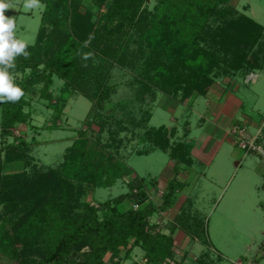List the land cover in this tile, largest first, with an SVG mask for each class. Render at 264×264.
<instances>
[{"label": "rangeland", "instance_id": "1", "mask_svg": "<svg viewBox=\"0 0 264 264\" xmlns=\"http://www.w3.org/2000/svg\"><path fill=\"white\" fill-rule=\"evenodd\" d=\"M160 1L41 0L43 10L25 12L18 6L17 10L5 12L6 16L16 17V34L28 43L35 41L42 27L40 39L44 46L52 45L50 51L57 50V43L65 42L67 34L84 39L92 25L94 39L83 52L92 56L87 61L82 57L77 69L90 67V59L95 65L101 64L100 72L109 89L99 88L93 76L72 79L74 86L65 87L67 92L61 96L64 106L59 110L56 104L60 106L62 99L57 97L62 93L64 79L55 77L47 89L52 99L43 97V82L33 85L25 94L23 108L30 115L27 122L11 128L14 134L32 141V163L26 167L23 163H8L4 172H26L33 176L36 169L58 167L65 148L81 139L87 147L110 151L135 172L119 178L110 187L82 182V188L78 189L79 184L73 180L78 204L88 201L98 206L99 201L127 191V181L138 173L148 181L158 179L156 185L148 183L150 197L158 205L163 201L167 178L174 175L171 150H161L159 146L166 142L170 146L179 141L190 143L204 158L194 153L191 165H180L179 173L183 176H177L180 182L177 204L151 217L162 233L169 234L171 228L175 229L172 254L166 259L159 256L157 263H151L197 264L202 259L205 264H264L263 158L254 152H244L214 123L219 110L224 112L228 93L243 101V112L252 114L259 122L264 118V0H192L201 20L191 27L190 33L193 30L196 42L207 53L201 56L203 67L196 75L201 83L208 81L201 95L196 91L185 94V83L180 80L165 83L161 76V82L156 80L153 71L147 74L150 57L157 55L148 48L144 36L158 37L166 27L157 22L150 24L157 16ZM200 1L204 4H199ZM128 14L131 23L129 19L122 20ZM244 16H253L262 29L248 24ZM177 24L181 25L180 19ZM149 28L151 32L147 34ZM173 45L176 47L177 43ZM170 57L177 62L178 77L192 76L201 67L196 65L195 69L196 56L190 54ZM41 58L38 71L48 59ZM36 72L28 68L25 73L13 71V74L20 86ZM254 73H258V78L248 80L247 76ZM220 97L218 111L213 113L214 100ZM16 103L20 105L21 101ZM245 126L251 134L256 133L253 126ZM4 182L18 184L14 179ZM130 204L126 200L125 206ZM78 207L73 211L79 213ZM0 209L5 212L3 204ZM178 209L181 215L176 218ZM125 249L121 252L122 264L149 262L141 247H135L129 257L125 256ZM81 252H89V247H83ZM1 255L0 264H7L1 261ZM109 255L105 264H111Z\"/></svg>", "mask_w": 264, "mask_h": 264}, {"label": "trees", "instance_id": "2", "mask_svg": "<svg viewBox=\"0 0 264 264\" xmlns=\"http://www.w3.org/2000/svg\"><path fill=\"white\" fill-rule=\"evenodd\" d=\"M192 3V0L160 1L157 16L153 17L154 20L150 24L157 22L166 27L163 34L158 37L154 35L155 37L149 38L150 35L147 34L151 32L150 28L147 29V36H144L148 48L157 55L150 57L151 64L147 74L153 71L157 74L156 80L161 82V76L165 83L180 80V83H185V94L196 91L201 95L208 81L201 83L196 75L200 74L203 67L204 61L201 56L207 53L203 52L196 42L193 30L190 33L191 27L201 20L196 12L197 4ZM199 4L204 3L200 1ZM125 15L124 19L122 18L123 22L130 18V14L127 17ZM243 18L251 26L262 29L254 19L248 16ZM84 19L87 20L86 17ZM179 19L180 26L177 24ZM129 22L131 23V20ZM91 26L88 27L84 39L67 34L66 41L60 40L57 43L58 49L53 51L48 49L52 47L51 44L49 47L41 42L43 32L40 27L35 41L28 43L27 51L30 56L28 58L18 56L13 71L25 73L30 68L36 72L43 62L41 57H48L44 67L33 73L32 79L26 77L27 82L24 80L20 83V86L24 87L20 105L16 102L0 103V204H3L5 209V212L0 209V253L3 257L1 261H7V264L14 261L16 264H105L107 254H110L111 264H122L120 260L122 248H126L125 256L129 257L138 246L144 249L145 255L148 256L147 264H152L151 261L157 263L159 256L162 259L168 258L174 249L172 237L175 229L171 228L169 234L162 233L158 223L152 222L151 217L158 211H167L177 202V191H180L177 175L181 164L186 166L191 164L190 144L179 141L173 146H170L169 142L159 146L161 150H171L170 158L174 162L172 170L175 176L168 180L167 188L162 195L163 201L158 205L150 197L148 188V183L156 185L158 179L148 181V178L138 173L127 181V191L99 201L98 206L88 201H80L78 204L77 192L73 189L77 185L73 180L79 184L78 189L82 188L80 185L82 182L94 183L96 187H110L119 178L135 172L132 166H127L116 159L110 151L87 147L86 141L81 139L75 140L65 149L63 161L58 167L52 166L48 170L36 169L35 173H32L33 176L26 175V172H4V166L8 163H23L24 167L32 163L30 160L32 141L24 135L14 134L11 128L27 122L30 115L23 108L26 104L25 94L33 85L43 82V97L52 99L53 96L47 94V89L55 77L64 79L62 93L57 97L62 99L60 106L56 104L59 110L64 106L65 100L61 96L67 92L65 87L74 86L72 79L93 76L99 88L102 86L106 88L103 91L109 89L104 82L105 76L100 72L103 68L101 64L95 65L90 59V67L84 70L77 69L83 57L84 42L93 28ZM175 42L176 47L173 45ZM191 50L193 51L190 52ZM187 54L191 57L196 56L195 67L196 65L201 67L193 71L192 76L178 77L175 74L177 62L170 56L181 58ZM9 137H12V140H9ZM261 140H264V129H261L258 141ZM5 179L17 180L18 184L6 185ZM126 200L131 202L129 206H125ZM73 204L81 207L78 209L79 213L73 211L78 207ZM13 212L14 215L11 216ZM86 246L89 247V252H81ZM201 260L197 264H205Z\"/></svg>", "mask_w": 264, "mask_h": 264}, {"label": "clouds", "instance_id": "3", "mask_svg": "<svg viewBox=\"0 0 264 264\" xmlns=\"http://www.w3.org/2000/svg\"><path fill=\"white\" fill-rule=\"evenodd\" d=\"M18 6H22L25 12L44 9L41 0H0V103L17 102L24 96L23 89L16 83L13 70L16 68L18 56H30L27 51L29 45L16 35V17L5 15L7 10H17ZM92 39L94 36L90 34L84 42V47H87ZM91 56L92 53H85L83 59L87 61Z\"/></svg>", "mask_w": 264, "mask_h": 264}, {"label": "crops", "instance_id": "4", "mask_svg": "<svg viewBox=\"0 0 264 264\" xmlns=\"http://www.w3.org/2000/svg\"><path fill=\"white\" fill-rule=\"evenodd\" d=\"M251 18L254 19L255 21H257L253 16H251ZM258 23L260 24V22H258ZM247 78H248V80L251 79V80L255 81L258 78V73L248 75ZM224 93L221 94V97L224 96ZM228 94H229V96L225 95V101L226 102L223 105L224 106V112H222V110L221 111L219 110L220 113L218 115H216L215 122H214L218 127H221L224 130L225 135H230L232 141L234 142V135L230 132V126L232 124H243V125H247V126H253L256 130L258 128L264 129V118H261V121L259 122L252 116V114H249L248 112H243V110H241V108L243 106V101L238 97L231 96L230 93H228ZM221 97L218 98L216 101L214 100L213 108H212V111H214L213 113H215V111H218L217 107H218L219 102L221 101ZM257 114H259V113H257ZM192 148L190 149V158L193 156L192 154H194V153L196 154L197 157H199L201 159L204 158V157H202L203 156L202 152L193 150ZM263 162H264V159H263ZM191 163H192V159H191ZM263 171H264V167H263ZM181 174L179 173L177 176H179ZM174 176H175V174L173 176H169L167 179L170 180ZM182 176H183V174H182ZM176 204L177 203H175V205ZM181 207H182V204L179 205V209ZM179 209H178L177 213L175 214V217H177V214L179 213Z\"/></svg>", "mask_w": 264, "mask_h": 264}, {"label": "built area", "instance_id": "5", "mask_svg": "<svg viewBox=\"0 0 264 264\" xmlns=\"http://www.w3.org/2000/svg\"><path fill=\"white\" fill-rule=\"evenodd\" d=\"M230 132L234 135L235 144L244 150V152H254L264 159V140L258 141L261 128H258L255 134H251L245 125L232 124L230 126Z\"/></svg>", "mask_w": 264, "mask_h": 264}]
</instances>
